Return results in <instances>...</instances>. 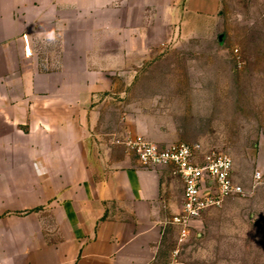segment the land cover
Here are the masks:
<instances>
[{
    "label": "crops",
    "instance_id": "1",
    "mask_svg": "<svg viewBox=\"0 0 264 264\" xmlns=\"http://www.w3.org/2000/svg\"><path fill=\"white\" fill-rule=\"evenodd\" d=\"M223 6L0 0V264H167L183 181L172 164L143 167L120 141L180 142L148 111L181 92L206 94L194 130L221 126L222 71L181 88L164 62L182 45L220 50ZM205 139H190L198 162L222 151Z\"/></svg>",
    "mask_w": 264,
    "mask_h": 264
},
{
    "label": "rangeland",
    "instance_id": "2",
    "mask_svg": "<svg viewBox=\"0 0 264 264\" xmlns=\"http://www.w3.org/2000/svg\"><path fill=\"white\" fill-rule=\"evenodd\" d=\"M222 10L220 50L207 53L201 46L182 45L164 62L178 74L181 88L203 86L210 71H222L221 126L194 130L190 125L209 112L202 108L206 94L196 93L195 100L186 92L164 95L163 108L148 113L177 141L216 143L234 160V180L251 189L209 208L201 236L183 244V258L188 264H264V0H224ZM256 171L261 178L251 188Z\"/></svg>",
    "mask_w": 264,
    "mask_h": 264
},
{
    "label": "built area",
    "instance_id": "3",
    "mask_svg": "<svg viewBox=\"0 0 264 264\" xmlns=\"http://www.w3.org/2000/svg\"><path fill=\"white\" fill-rule=\"evenodd\" d=\"M120 142L136 153L143 167L155 169L172 164L174 173L183 181L182 210L170 219L178 227L179 235L167 264H188L182 257V246L190 235L193 220L201 218L207 209L221 206L229 197L245 196L251 192V189L233 181V160L225 152L211 150L198 162L196 154L201 150L198 143L173 142L161 148L142 137ZM260 178V171H256L251 188Z\"/></svg>",
    "mask_w": 264,
    "mask_h": 264
}]
</instances>
